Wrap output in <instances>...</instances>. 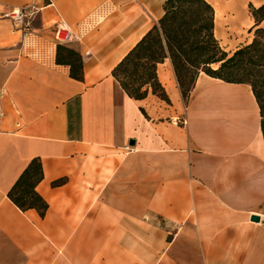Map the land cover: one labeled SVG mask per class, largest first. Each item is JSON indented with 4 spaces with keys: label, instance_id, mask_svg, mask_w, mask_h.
Wrapping results in <instances>:
<instances>
[{
    "label": "crops",
    "instance_id": "0c3cea01",
    "mask_svg": "<svg viewBox=\"0 0 264 264\" xmlns=\"http://www.w3.org/2000/svg\"><path fill=\"white\" fill-rule=\"evenodd\" d=\"M163 1L0 0V264H264V133L251 86L200 72L178 124L168 58L157 75L169 102L131 98L111 74ZM207 1L224 50L252 40L249 5L264 0ZM27 3L45 6L36 26L47 42L57 19L77 29L108 7L63 44L81 55V79L56 62L58 45L45 58L21 49L2 14ZM34 157L43 215L8 197Z\"/></svg>",
    "mask_w": 264,
    "mask_h": 264
},
{
    "label": "trees",
    "instance_id": "16d2710c",
    "mask_svg": "<svg viewBox=\"0 0 264 264\" xmlns=\"http://www.w3.org/2000/svg\"><path fill=\"white\" fill-rule=\"evenodd\" d=\"M163 13L112 69V76L127 95L143 99L148 93L169 102L158 79V64L168 58L183 99L188 98L200 72L227 82L247 83L259 105L264 133V3L249 5L254 19L252 40L231 53L214 35V9L207 0H164ZM56 62L70 66V76L83 77L82 57L58 45ZM216 66V67H215ZM42 177L38 158H32L8 191L22 210L35 208L43 215L46 201L35 191Z\"/></svg>",
    "mask_w": 264,
    "mask_h": 264
},
{
    "label": "built area",
    "instance_id": "2783aa9c",
    "mask_svg": "<svg viewBox=\"0 0 264 264\" xmlns=\"http://www.w3.org/2000/svg\"><path fill=\"white\" fill-rule=\"evenodd\" d=\"M44 7L27 3L2 14L11 22L13 29L19 32L21 49L24 53L39 58L47 57L54 46L80 41L83 35L95 27L108 11L106 6L92 11L80 21L77 29H72L64 20L57 19L51 26L53 41L47 42L42 38L41 29L36 26Z\"/></svg>",
    "mask_w": 264,
    "mask_h": 264
},
{
    "label": "rangeland",
    "instance_id": "374dc122",
    "mask_svg": "<svg viewBox=\"0 0 264 264\" xmlns=\"http://www.w3.org/2000/svg\"><path fill=\"white\" fill-rule=\"evenodd\" d=\"M145 2H147V0H145ZM147 12V14L149 15V13H148V11H146ZM148 19V18H147ZM216 67V66H215ZM158 98V97H157ZM187 99V98H186ZM186 99H183V101H182V103L179 105L180 106V108H179V116H178V118H177V123L178 124H181V122L183 121L182 120V115L184 114V110H185V105H186ZM164 106H166L165 104H164Z\"/></svg>",
    "mask_w": 264,
    "mask_h": 264
},
{
    "label": "water",
    "instance_id": "95a60500",
    "mask_svg": "<svg viewBox=\"0 0 264 264\" xmlns=\"http://www.w3.org/2000/svg\"><path fill=\"white\" fill-rule=\"evenodd\" d=\"M250 218H251V220H254V221H258V219H259L258 216H256V215H251Z\"/></svg>",
    "mask_w": 264,
    "mask_h": 264
}]
</instances>
